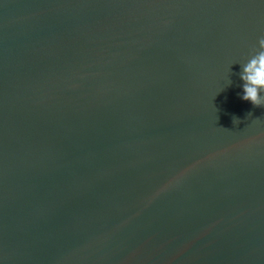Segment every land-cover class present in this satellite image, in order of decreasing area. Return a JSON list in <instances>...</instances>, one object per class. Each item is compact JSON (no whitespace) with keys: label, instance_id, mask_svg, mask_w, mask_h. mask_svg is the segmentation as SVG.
I'll return each instance as SVG.
<instances>
[{"label":"water","instance_id":"obj_1","mask_svg":"<svg viewBox=\"0 0 264 264\" xmlns=\"http://www.w3.org/2000/svg\"><path fill=\"white\" fill-rule=\"evenodd\" d=\"M261 36L264 0H0V264H264Z\"/></svg>","mask_w":264,"mask_h":264},{"label":"clouds","instance_id":"obj_2","mask_svg":"<svg viewBox=\"0 0 264 264\" xmlns=\"http://www.w3.org/2000/svg\"><path fill=\"white\" fill-rule=\"evenodd\" d=\"M240 66L239 79L242 82L240 99L254 107H264V36L259 38L257 49ZM227 83L230 84L231 81ZM233 123L238 124V118L234 117Z\"/></svg>","mask_w":264,"mask_h":264}]
</instances>
